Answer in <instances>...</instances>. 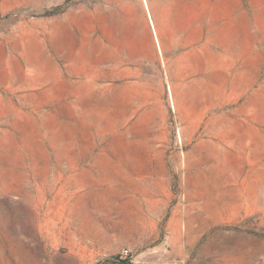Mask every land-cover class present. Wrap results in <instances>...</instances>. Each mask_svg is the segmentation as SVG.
<instances>
[{"label":"rangeland","instance_id":"obj_1","mask_svg":"<svg viewBox=\"0 0 264 264\" xmlns=\"http://www.w3.org/2000/svg\"><path fill=\"white\" fill-rule=\"evenodd\" d=\"M0 2V264H264V0Z\"/></svg>","mask_w":264,"mask_h":264},{"label":"crops","instance_id":"obj_2","mask_svg":"<svg viewBox=\"0 0 264 264\" xmlns=\"http://www.w3.org/2000/svg\"><path fill=\"white\" fill-rule=\"evenodd\" d=\"M11 10H12V8L10 6L0 2V12L1 13L9 12ZM46 153H47V155H49L51 157L66 156L67 157V161L65 162L66 167H68V169L71 170L72 172H75L79 169L80 162L78 160V157L84 155V154H80L81 152H78V151H72V152L48 151ZM63 153H66V154H63ZM88 163L90 164V161Z\"/></svg>","mask_w":264,"mask_h":264},{"label":"built area","instance_id":"obj_3","mask_svg":"<svg viewBox=\"0 0 264 264\" xmlns=\"http://www.w3.org/2000/svg\"><path fill=\"white\" fill-rule=\"evenodd\" d=\"M129 256V251L128 250H123L121 254V258H127Z\"/></svg>","mask_w":264,"mask_h":264},{"label":"trees","instance_id":"obj_4","mask_svg":"<svg viewBox=\"0 0 264 264\" xmlns=\"http://www.w3.org/2000/svg\"><path fill=\"white\" fill-rule=\"evenodd\" d=\"M123 262H127V260L126 261L124 260Z\"/></svg>","mask_w":264,"mask_h":264},{"label":"bare ground","instance_id":"obj_5","mask_svg":"<svg viewBox=\"0 0 264 264\" xmlns=\"http://www.w3.org/2000/svg\"><path fill=\"white\" fill-rule=\"evenodd\" d=\"M145 2H146V0H145Z\"/></svg>","mask_w":264,"mask_h":264}]
</instances>
